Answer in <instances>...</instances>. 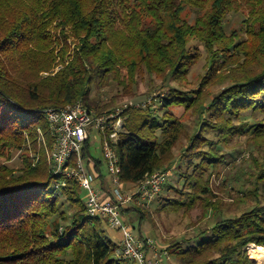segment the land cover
I'll return each mask as SVG.
<instances>
[{"label":"trees","instance_id":"obj_1","mask_svg":"<svg viewBox=\"0 0 264 264\" xmlns=\"http://www.w3.org/2000/svg\"><path fill=\"white\" fill-rule=\"evenodd\" d=\"M238 12L242 28L229 30ZM198 44L208 53L200 87L169 86L149 104L129 105L115 144L120 180L136 186L173 166L174 148L187 135L173 108L198 114L179 166L182 185L165 182L156 197L166 212L214 209L210 179L230 163L225 149L243 136L255 150L264 146V0H0V264H132L118 255L121 236H107V219L87 213L78 180L53 172L44 110L81 101L97 113L114 111L113 98L104 102L100 91L115 83L133 95L146 74L184 83L202 57ZM14 152L22 158L18 172L8 164ZM83 158L103 184L105 161L92 156L90 139ZM257 159L254 186L241 192L264 198ZM128 210L140 219L149 213ZM210 229L196 245L168 247L179 264H254L247 246H264V199Z\"/></svg>","mask_w":264,"mask_h":264},{"label":"rangeland","instance_id":"obj_2","mask_svg":"<svg viewBox=\"0 0 264 264\" xmlns=\"http://www.w3.org/2000/svg\"><path fill=\"white\" fill-rule=\"evenodd\" d=\"M244 16L242 12L231 14L228 29L242 28ZM198 47L202 53V57L192 68L186 82L178 83L172 78L163 80L154 75L146 74L143 78L139 79L138 86L135 88V94L133 95H122L117 85L111 83L109 86L102 89L103 91H100V94H102L105 99L104 102H112L111 100L113 98L116 108H124L126 104L139 106L145 103H151L156 95L167 92L169 86L184 90L199 88L200 81L203 78L202 76L205 75L208 69V53L202 45L198 44ZM47 74L46 72L45 75ZM227 83L226 81L222 84H214L207 89V92H210V95L216 94ZM162 85L165 87L162 88ZM93 96L97 97L98 93L95 91ZM173 111L177 116H182L187 135L183 136L174 148L175 158L173 166L168 169L170 173L166 178L165 186L182 185V179L178 182L179 166H183L182 168L185 167L186 161L182 159V155L189 144L188 136L197 130L199 121L197 113L190 110L187 111L184 107H175ZM90 143L92 156L102 159V135L95 129L91 132ZM225 151L228 152L227 156L230 163L222 166L218 172H214L210 179L214 194L212 206L214 203L216 205L214 209L211 207L207 209L204 205H201L195 206L187 211L182 209L179 212H166L164 210H158L160 204L155 199L150 203L149 208H147L149 213H147L143 219H140L135 211H122V219L134 227V230L139 235L142 234V236H140L143 239L150 238L154 241L153 244L161 259V264H179L175 256L172 255L168 249L173 243L181 241L183 246L189 244L196 245L212 236L213 233L210 227L218 219L239 215L246 208L254 205L258 200L263 201L264 198L261 195L262 193L254 198V192L251 191V193H247L248 195L242 192L254 186L253 182L255 178L252 177L250 173L255 172L257 168L253 167L252 157L258 158L260 163L264 162V146L255 150V147L250 144V140L247 136H243L235 139L231 146L226 148ZM50 153L51 151L49 152V158ZM233 156H236V159L233 158ZM8 164L18 172L22 165L20 153L14 152ZM92 166L93 164L91 163V170ZM103 172L106 175V179L103 180V184L101 181H98L97 185L104 190H108L110 189L111 181L105 163L103 165ZM125 188L132 191L135 189V186L127 185ZM259 191L263 192L262 189ZM107 195L106 193L105 197ZM82 196L84 200H86L87 192L85 190H82ZM169 196L173 197L174 192H170ZM104 227L107 236L117 242L118 238L121 236V232L112 228L107 223H104ZM247 252L254 264H264V246L251 243L247 246ZM121 263L124 264V262Z\"/></svg>","mask_w":264,"mask_h":264},{"label":"built area","instance_id":"obj_3","mask_svg":"<svg viewBox=\"0 0 264 264\" xmlns=\"http://www.w3.org/2000/svg\"><path fill=\"white\" fill-rule=\"evenodd\" d=\"M128 106L126 104L124 108L104 113H97L81 101L46 108L44 114L54 137L50 160L55 174L75 178L87 192V213L106 218L112 228L121 232L120 257L132 264H161L154 241L143 239L134 227L122 219L125 206L149 208L170 173L169 170H156L146 175L134 190L124 187L120 180L121 168L115 144L125 128L122 112ZM94 129L102 135V153L111 181L108 190L97 185L95 172L83 158V147Z\"/></svg>","mask_w":264,"mask_h":264},{"label":"bare ground","instance_id":"obj_4","mask_svg":"<svg viewBox=\"0 0 264 264\" xmlns=\"http://www.w3.org/2000/svg\"><path fill=\"white\" fill-rule=\"evenodd\" d=\"M260 255V254H259Z\"/></svg>","mask_w":264,"mask_h":264},{"label":"crops","instance_id":"obj_5","mask_svg":"<svg viewBox=\"0 0 264 264\" xmlns=\"http://www.w3.org/2000/svg\"><path fill=\"white\" fill-rule=\"evenodd\" d=\"M170 259V258H169Z\"/></svg>","mask_w":264,"mask_h":264}]
</instances>
